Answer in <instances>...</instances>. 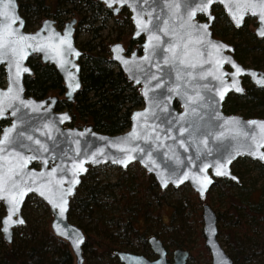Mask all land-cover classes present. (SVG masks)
<instances>
[{"label": "water", "instance_id": "obj_1", "mask_svg": "<svg viewBox=\"0 0 264 264\" xmlns=\"http://www.w3.org/2000/svg\"><path fill=\"white\" fill-rule=\"evenodd\" d=\"M99 1L106 7L123 4L137 8L146 2L150 6L154 0ZM4 4H9V7L5 8ZM231 7L234 10L235 7ZM225 9L230 12L229 7ZM254 10L262 11L261 8ZM2 12H7L8 17L19 19L11 25L16 32L6 36L8 47L3 50L6 57L0 59V66L6 76V87L0 89V116L8 110L12 117L10 125L3 127L0 133L2 140L4 134L11 130L9 143L3 145L4 151L0 152V177H11L7 187L11 189L15 184L18 186L15 190L17 193H25L22 199L17 196L19 212L13 220H23L20 210L27 195L38 197L50 214L49 228L52 234L66 241L74 264H82V243L79 249L74 247V243L81 239L83 242L84 235L80 227L68 219L67 209L69 199L79 183L73 182L80 181L87 167L110 164L124 169L123 164L114 161L125 160L131 155L134 158L128 164L135 162L151 174L160 189L165 188L164 180L168 181L167 186L172 187L177 186L178 180H183L198 197H203L214 184L215 178L238 182V177L230 169L231 163L227 164L230 175H216L217 167L231 157L245 156L263 161L249 153H264V118L224 112L221 105L227 93L243 92L241 76H246L255 87H264L256 83V79L264 77V69L237 62L230 53L231 44L213 39L207 32L203 34L195 22L183 26H177L176 23L163 25L172 26L163 31V38H157L161 31H157L152 26L154 24L148 25L142 54L139 56H135L134 52L125 56L121 51H114L117 46L122 49L119 42L109 46L110 58L118 64L123 76L133 85H138L141 105L130 111L125 129L104 133L93 129L89 122L81 127L63 125L69 120V115L66 111H52L55 96L35 99L23 93L21 73L30 72L25 60L29 54L36 53L42 62L54 66L62 80L63 96L72 99L80 87L79 64L76 60L82 53L74 45V18L66 20L61 29H55L53 19L45 17L37 28L27 31L23 29L17 0H11V3L9 0H0ZM256 17L257 25L253 32L258 35L264 26ZM3 20L5 17L0 15V21ZM133 22L135 29L140 30L142 25ZM69 33L71 48L60 43ZM20 36L35 39L20 40ZM213 44L227 47L217 52ZM225 58L231 63L224 62ZM232 63L244 70V74L236 75ZM223 64L228 68L223 67ZM248 73H255L256 79ZM233 83L242 91L232 88ZM77 84L79 87H76ZM141 113L144 115L138 117L137 114ZM65 116L68 119H63ZM133 132L136 133L134 137L130 135ZM21 157L32 159L25 166ZM32 162H37V167L30 166ZM80 167L85 171L81 172ZM53 169H56L54 173ZM185 176L188 178L185 179ZM206 180L211 183L207 184L201 195L200 187ZM29 188L33 190L28 191ZM41 191L45 194L41 195ZM7 195L10 197L12 193ZM61 197L67 201L62 216L59 209H54L49 202V199H54L56 203H62ZM0 203L3 211L0 221H3L9 215L10 204L2 198ZM200 219L202 241L209 256L208 264H221L222 260L224 264H232L218 239L216 213L206 202L200 205ZM18 225L22 224H13L9 233L0 230L6 243L11 241L12 229ZM3 226L0 223V229ZM146 242L152 257L128 250H115L114 254L121 264H186L187 249L175 247L168 251L154 235H149Z\"/></svg>", "mask_w": 264, "mask_h": 264}, {"label": "trees", "instance_id": "obj_2", "mask_svg": "<svg viewBox=\"0 0 264 264\" xmlns=\"http://www.w3.org/2000/svg\"><path fill=\"white\" fill-rule=\"evenodd\" d=\"M17 5L27 26L36 16L38 19L50 16L62 21L66 14L77 16L80 22H84L87 16V23L92 24L93 9H102L96 0H17ZM234 45L235 49L241 47L240 51L233 52L240 62L252 48L264 49L258 41L235 42ZM84 50L81 86L75 93V108L82 116V122L91 123L93 129L104 133L120 132L128 126L130 110L140 104L137 90L130 86L120 71L109 67L104 47L94 50V44L87 42ZM259 60L262 58L256 57L252 61ZM37 77L35 84L26 81V92L39 95L57 86L59 81L51 68L39 71ZM262 105L264 87L255 88L249 84L242 95L225 96L221 106L224 112L264 118ZM256 162L259 168L264 169V160ZM129 166L134 168L128 169ZM115 169L114 179L109 180L97 177V166L87 167L69 199L67 217L80 227L84 235L82 264H121L115 250L152 257L146 242L149 235L159 238L168 251L174 247L187 249L186 264H190L197 246L203 250V259L208 262L199 228L200 205L208 202V191L203 197H198L191 188L184 192L183 185L160 189L152 175L135 162L124 169ZM237 185L228 178H215L210 187L220 189L225 205L216 212L217 235H223L226 223L229 233L224 232L227 238L224 249L232 264H253L252 255L264 257V215L260 211L264 207V185L258 187L257 201L234 198L230 189ZM1 208L0 204V215ZM20 212L24 223L13 227L11 241L6 243L0 235V264H72L68 244L53 235L49 228L50 214L46 205L30 194L25 197ZM192 230L195 241L190 237ZM247 234L258 235L254 250L249 254L244 253L243 238Z\"/></svg>", "mask_w": 264, "mask_h": 264}, {"label": "flooded vegetation", "instance_id": "obj_3", "mask_svg": "<svg viewBox=\"0 0 264 264\" xmlns=\"http://www.w3.org/2000/svg\"><path fill=\"white\" fill-rule=\"evenodd\" d=\"M96 1L97 3L101 4L102 9L94 8L91 15L93 28H94V29L92 28L93 33L91 37L93 41L89 39L76 40V36H75L76 31H78L79 27L84 29L85 25L87 26V20H88L87 16L84 17L83 19L84 22H80V18L72 14L71 15L66 14L65 19H63L62 21H57L56 19L50 16H44L39 19L38 16H36L33 18V21L28 26L24 24L25 21L23 19V29L27 31H33L35 28L39 26L40 21L45 17H49L53 19L52 25L55 27V29H61L66 20L72 17L74 18V23H73L74 45L82 52L80 55H78L76 60V62L79 64V72H78L79 80H80V73L82 71L81 60L84 55L85 52L84 49L87 46V42L90 44L91 43L94 44V50L98 49L100 46L104 47L105 48L104 52L107 55L106 56L107 64L113 71L116 70L120 71L118 64L110 58L111 52L109 50V46L114 42H119L122 48L121 53L123 55L129 56L132 52L135 53V56L141 55L143 50L142 44L144 43L147 36L146 31L148 25H152V24H154L152 26H155L157 31L159 30L161 31L159 32L157 38L159 37L163 38L165 36L163 31L167 30L169 27H172V26H167V27L163 26L166 24L173 25L174 23H176L177 26H183L184 24H187L192 21L200 26L199 29L203 34H205L203 26L207 25L208 26L207 35L223 43L231 44L232 48L230 53L232 57L242 65L244 64L241 63L239 60H237L233 54L235 50L240 51L241 47L235 49L236 46L234 45V43L243 42V41L259 42L264 39V37L258 36L253 32L254 27L257 25V17L251 14L250 12L251 10L246 11L245 9V5L252 3L253 0H214V2L207 7L206 11L199 10L204 7V0H154L153 2H151L150 6L146 2L137 8H131L128 5H123V4L119 6L113 4L111 7H106L101 1L99 0ZM226 4L227 5L230 4L231 6H234L235 8L232 11L236 12L237 15L243 14V23L239 27L236 26V23L233 20L230 12L228 13L227 10L225 9ZM236 5H240V7H236ZM193 12L195 13L194 15H192ZM108 18L111 19V28L113 29L114 33L110 39L105 41L102 40V38L100 37L99 30L105 27L104 23ZM137 20L142 21L141 24L142 27L144 24H146L147 27L144 28V30L135 29L133 21L137 22ZM138 32L139 35H137ZM222 51L227 52V50H222ZM25 63L27 64L30 72L21 73V84L23 87L24 96L26 97L32 96L35 99H42L47 96L49 97L55 96V99L53 100L51 106L52 111L55 112L66 111L69 115V120L65 122L63 125L69 127H81L84 124V122H82L83 118L82 116H80L78 109L75 108V102H76L75 93L76 91H78V89H80V87L75 91V93L72 96V99H67L63 96L64 88L62 85V80L51 63L42 62L36 53L29 54L25 60ZM223 67L228 68L226 64H223ZM46 68H51L59 77L57 86H54V88L52 89L51 88L46 89L44 92H42L39 95H33L30 92H26L25 90L26 81L28 82L31 81V83L35 84V80L36 79L38 80L37 75H39V71H44ZM5 78H6L5 71L3 67L0 66V89L6 87ZM125 80L129 82L130 86L136 88L138 93V85H133L131 81L127 80L126 78ZM240 80L243 85V92H244L245 86L251 83L248 81L246 76H241ZM80 86H81V82H80ZM242 93L229 92L225 96H227L228 94L242 95ZM48 101L49 100L47 99L46 102ZM140 105H141V97H140V104L134 108H138L140 107ZM11 119L12 117L9 115L8 110L5 111L4 115L0 116V133L2 132L3 127L10 125ZM29 165L33 167H37L38 163L32 162ZM208 263L209 260L207 264Z\"/></svg>", "mask_w": 264, "mask_h": 264}, {"label": "rangeland", "instance_id": "obj_4", "mask_svg": "<svg viewBox=\"0 0 264 264\" xmlns=\"http://www.w3.org/2000/svg\"><path fill=\"white\" fill-rule=\"evenodd\" d=\"M104 24L105 27L99 30V33L102 40L107 41L112 37L114 31L111 28L110 18H108ZM92 28H93V23L92 24L87 23V26L85 25L84 29L79 27L75 35L76 40L89 39L93 41V39L91 38L93 33ZM258 44L264 46V39L262 41H259ZM256 57H261L262 60H259L258 62L252 61ZM241 63L249 66L256 65L258 66L256 68L264 69V49L257 47L252 48L250 52H248L245 56H243V59L241 58ZM261 107H263L264 109V105L260 106V108ZM256 161L257 160L250 159L245 156L244 157L239 156L233 160V163L231 162L230 169H232V171L239 177V180L237 182L238 185L233 186L230 189L231 195L234 198L236 199L247 198L250 201H257L256 199L258 198V194H259L258 187L264 185V169L259 168ZM97 167L99 171L97 177L99 179H109V180L114 179L117 172L115 168L117 166L110 164H99L97 165ZM133 168H134L133 166H129L128 169H133ZM181 185H183L182 190L184 192L188 191V189L190 188L189 185L186 183H182L179 186ZM252 187L254 189H252ZM169 189L170 187L168 188V190ZM169 193H171V190H169ZM208 196H209V200L207 203L211 206V208L215 211V213L219 210H222L225 207L223 201V194L221 193L218 187L209 189ZM260 211L264 215V207H262ZM226 225L227 224L224 223V229L226 228ZM200 227H201V223L199 228ZM224 229H223V235L222 236L218 235V239L225 248V242L227 238L224 235V232L225 234H228L229 232L227 228L225 229V231ZM254 235L255 234H247V236L243 238L244 241L243 243L246 246L244 249L245 254H249L254 250L253 244L257 241L256 236H258V235L256 236ZM190 237L192 238L193 241L196 240L195 232L193 230L190 232ZM203 255H204L203 250L200 249L199 246H197V251L194 252L192 259H190L191 261L190 264H207V262H205V260L203 259L204 257ZM250 255H252V253ZM251 257H252L251 260H253L252 261L253 264H264V257H262V255L260 256L252 255ZM72 264H74L73 258H72Z\"/></svg>", "mask_w": 264, "mask_h": 264}, {"label": "snow or ice", "instance_id": "obj_5", "mask_svg": "<svg viewBox=\"0 0 264 264\" xmlns=\"http://www.w3.org/2000/svg\"><path fill=\"white\" fill-rule=\"evenodd\" d=\"M214 0H204V7L202 9V11H206L207 7L213 3ZM9 3H11V0H9ZM111 6V4L109 5ZM5 8L9 7V4H4ZM226 7H229L230 10V14L232 15L233 20L236 23V26L239 27L242 23H243V14L241 15H237L236 12L232 11V7L231 5H227ZM236 7H240V5H236ZM256 7H259L262 9V11H255L254 9ZM245 9L247 10H251V14L254 16H258L261 25L264 26V0H253L252 3L246 4L245 5ZM195 13L193 12L192 15H194ZM0 15L5 17V20L0 21V25H3L2 27H0V59L5 58L6 57V53L3 51L4 49H6L8 47V42L6 40V36H10L12 34H14L16 32V29H12L11 25L17 23L18 21V17L12 16V17H8L7 12H2L0 13ZM6 21H10V22H6ZM137 24L138 26H140L142 24V21L137 20ZM21 26H22V22H21ZM147 25L144 24L143 27L141 28V30H144V28H146ZM204 31L205 33L207 32V25H204ZM137 35H139V32L137 33ZM258 35L264 37V27L261 28V30L258 31ZM70 33L68 36H65L63 39H61L60 43L61 44H67L69 48H71V43H70V39H69ZM20 40H28V39H35V37H25V36H20L19 37ZM212 47L214 49H216L217 52H219L221 49L227 47L225 45H217V44H213ZM14 51V50H13ZM114 51H116L117 53H119L120 51H122V49L119 48V46H117ZM119 58V57H118ZM224 62H229L231 63L230 60H228L227 58L224 59ZM124 63H127V61H124ZM181 63H183V61H181ZM232 66L236 69V75H241L244 74V70H242L239 66H237L235 63H232ZM250 75L253 76L254 79H256V74L255 73H248ZM256 83L264 86V77H261L259 79H256ZM76 87H79V85L77 84ZM232 88H234L236 91H242V89H240L236 83L232 84ZM9 91H11V89H9ZM73 91H75V88H73ZM5 95H7L5 93ZM221 99H223V93H221ZM144 114H137V116H141ZM63 119H68L67 116H65ZM255 123V122H253ZM264 127V126H262ZM11 130H9V132H6L4 134V138L2 140H0V152L4 151V147H2L3 145H6L7 143H9V133ZM131 136H135L136 133L133 132L132 134H130ZM31 139V138H29ZM37 143H39V141H37ZM260 146H258L259 148ZM123 150V149H121ZM132 151H135V149H132ZM239 154V153H238ZM250 155H253L254 157H258L261 160H264V153H259V151L256 152H250ZM134 157H132L131 155L128 156L127 159L125 160H120V161H114L117 163H121L123 164L125 167L127 166V164L133 159ZM235 157H231L230 159L227 160L226 163L220 165L219 167H217L216 170V175L218 176H228L230 175V173L227 170V164L231 163V160L234 159ZM21 159H24L23 157H21ZM32 159L31 157H29L28 159H24V165L26 166L28 160ZM45 163H47V161H45ZM151 171V169H149ZM53 173L56 171V169L52 170ZM80 171L83 172L85 171V169H83V167H80ZM51 175V173H50ZM188 177L185 176V179H187ZM11 177H0V198L2 199H7L8 203L10 204V209H9V215L7 216V218H5L3 221H0V223H2L4 226L2 230L4 233H9L10 228L13 226V224H23L24 221L22 219H17V220H13V217L16 216L19 212V201L17 200V196H19L21 199L23 197V195L25 194L23 191L20 192H16V188L18 187L17 185L13 184L12 188L9 189L7 187L8 184V180H10ZM232 179H236L235 177H232ZM79 181H74L73 183H78ZM168 181L164 180L163 181V186H167ZM179 183H183V180H178L177 181V186L179 185ZM211 181L210 180H206L204 184L201 185L200 187V191H201V195H203L204 190L207 187V184H210ZM33 189L29 188L28 191H32ZM37 191H39V189H36ZM71 191V189H69V192ZM11 192L12 195L9 197L7 194ZM41 195H44L45 193L43 191H41L40 193ZM61 200H63V197H61ZM49 202L52 203L53 208H58L60 215L62 216L64 214V212L66 211V200H63L62 203H56L54 199H49ZM59 231V230H58ZM63 234V233H61ZM82 243V239L79 242H75L74 243V247H76L77 249H79V244ZM221 264H224V261H221Z\"/></svg>", "mask_w": 264, "mask_h": 264}]
</instances>
